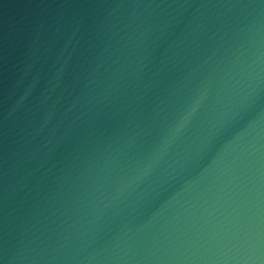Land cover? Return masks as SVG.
Here are the masks:
<instances>
[{
	"label": "water",
	"instance_id": "95a60500",
	"mask_svg": "<svg viewBox=\"0 0 264 264\" xmlns=\"http://www.w3.org/2000/svg\"><path fill=\"white\" fill-rule=\"evenodd\" d=\"M0 264H264V0H0Z\"/></svg>",
	"mask_w": 264,
	"mask_h": 264
}]
</instances>
